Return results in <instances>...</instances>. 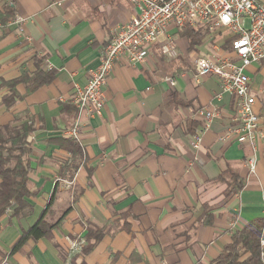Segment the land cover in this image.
Returning <instances> with one entry per match:
<instances>
[{"label": "crops", "instance_id": "crops-1", "mask_svg": "<svg viewBox=\"0 0 264 264\" xmlns=\"http://www.w3.org/2000/svg\"><path fill=\"white\" fill-rule=\"evenodd\" d=\"M9 6L13 16L3 23ZM135 13L126 0H0V127L28 121L35 129L31 196L0 220V264H213L238 228L264 218V138L253 148L229 136L237 99L214 76L195 80L198 57L235 59L227 32L193 46L171 30L176 57L161 53V36L145 64H116L101 116L73 105ZM38 71L53 79L31 93L26 84L7 85ZM247 73L264 133V63ZM13 90L20 98L8 109ZM200 110L218 116L195 150ZM77 124V138L65 135ZM233 176L243 188L225 204ZM41 220L48 233L14 250ZM81 240L85 249L94 245L89 253L72 252Z\"/></svg>", "mask_w": 264, "mask_h": 264}, {"label": "built area", "instance_id": "built-area-1", "mask_svg": "<svg viewBox=\"0 0 264 264\" xmlns=\"http://www.w3.org/2000/svg\"><path fill=\"white\" fill-rule=\"evenodd\" d=\"M134 8L135 16L120 26L113 39L105 46L99 66L91 72L87 85L78 87L73 105L79 113L101 116L105 106L104 88L116 64L127 58L133 66L145 64L150 48L166 36L161 53L168 57L177 56L176 46L168 35L171 30L205 28L210 34L225 31L231 38L234 58L215 55L213 58L198 57L194 63L195 80L214 76L220 82L223 94L237 99V125L230 135L239 144L253 148L257 140L264 138L262 120L255 113L256 99L251 91V79L247 69L264 63V0H126ZM218 50V44L215 45ZM237 60V62H236ZM239 61V63H238ZM175 86L173 78L167 79ZM204 116L202 129L194 136L193 148L200 150L203 135L209 130L217 112L200 110ZM80 127L77 124L65 135L77 138ZM255 170V158L249 160ZM264 247V240L261 241ZM84 241L73 242V253L82 252Z\"/></svg>", "mask_w": 264, "mask_h": 264}, {"label": "trees", "instance_id": "trees-1", "mask_svg": "<svg viewBox=\"0 0 264 264\" xmlns=\"http://www.w3.org/2000/svg\"><path fill=\"white\" fill-rule=\"evenodd\" d=\"M6 16L1 22L7 23L13 16L12 7L6 8ZM182 34L188 37L191 44L199 45L201 41L210 35V31L205 28H185ZM53 78L45 73L38 71L33 76L24 74L21 78L8 83V87L15 89L17 84H26L28 93H31L40 86L50 82ZM9 96L4 100V104L9 109L12 107L15 99L20 97ZM34 127L31 122L25 121L18 126L0 127V220L8 211L23 207L26 204L25 199L31 196L28 189L29 174L31 168L32 144L30 137L34 133ZM71 153L77 157L80 155V149L74 146ZM228 188L225 196V204L243 188V182L237 177L229 178ZM207 224L209 221L207 220ZM41 220L37 225L29 230L19 242L14 250H19L29 239L38 240L44 237L48 231ZM264 234V218L256 219L241 228H238L233 234L231 243L225 247L220 257L213 264H264V247L261 245ZM93 244H88L83 250L84 254L92 250ZM74 264V263H72Z\"/></svg>", "mask_w": 264, "mask_h": 264}, {"label": "rangeland", "instance_id": "rangeland-1", "mask_svg": "<svg viewBox=\"0 0 264 264\" xmlns=\"http://www.w3.org/2000/svg\"><path fill=\"white\" fill-rule=\"evenodd\" d=\"M219 35V34H218ZM213 42H216L217 40L212 39ZM215 45V44H214Z\"/></svg>", "mask_w": 264, "mask_h": 264}]
</instances>
